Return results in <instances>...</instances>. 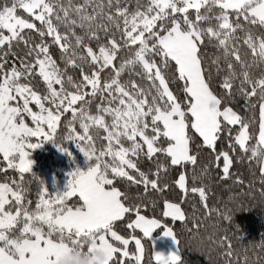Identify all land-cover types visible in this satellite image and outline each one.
<instances>
[{
	"label": "snow or ice",
	"instance_id": "6c2138e0",
	"mask_svg": "<svg viewBox=\"0 0 264 264\" xmlns=\"http://www.w3.org/2000/svg\"><path fill=\"white\" fill-rule=\"evenodd\" d=\"M65 139L91 163L51 193L30 154ZM238 150L264 184V0H0V264H58L97 245L110 264H183L167 221L187 225L183 204L197 199L222 222L213 242L231 264L223 224L249 208L210 206L208 179L243 186ZM157 229L175 251L154 250Z\"/></svg>",
	"mask_w": 264,
	"mask_h": 264
},
{
	"label": "trees",
	"instance_id": "16d2710c",
	"mask_svg": "<svg viewBox=\"0 0 264 264\" xmlns=\"http://www.w3.org/2000/svg\"><path fill=\"white\" fill-rule=\"evenodd\" d=\"M51 51L54 56L57 55L55 47H52ZM213 51V49L209 48L210 53ZM140 82L144 83L143 81ZM38 87L42 91L44 88L43 83L41 82ZM62 135L63 129L57 136L58 142L62 140ZM100 143L98 142V146ZM62 148L66 149V151L61 150ZM240 155L239 150L234 154L236 163L232 171L234 174L242 175L245 181L244 185H233L231 181L221 182L216 180L215 175H213L208 179L210 184V199L208 203L210 206L219 207L223 210L226 204L231 206L229 198L236 197L239 202L244 204L245 208H249L247 211L236 212L230 225L223 224V226L228 227V234L233 236L234 254L230 258L231 264H245V255L249 258L248 264H264V250L257 246L264 239V184L260 183L258 171L253 176L249 170L247 160L241 161L239 159ZM39 159L42 160L35 164L36 167L32 173L44 182V187L51 193L66 190L67 187L64 188L63 184L72 178L70 173H73L77 168L87 171L91 163L80 148L77 147L76 142L67 139L64 140L60 147L54 142L50 143L40 153L37 160ZM207 159L206 153H202L200 156L201 165L206 163ZM141 167L145 168L147 165H141ZM177 171L172 170L169 175L164 177V181L171 183L176 177ZM2 179L3 177H0V180ZM249 182H251V187H249ZM35 190L36 184L33 183L31 192L28 195V199L33 200V202L36 200ZM142 191V187H132L129 189V194L135 200ZM164 195L174 201L180 199L179 194L175 191H166ZM141 198L147 203L150 198H156V194L149 193L147 196H141ZM163 198L160 197L159 199L162 200ZM161 207L162 204L155 209V213L158 216ZM183 207L188 213L189 222L187 225L172 224V222L167 221L177 231L181 241L180 248L183 264H228L229 258L223 256V249L218 248L213 242L223 232V228L220 226L222 222L219 218L215 214L204 218V209L201 208L198 199L190 200L188 203L183 204ZM193 216L200 224L198 230L193 222ZM188 229H191V231ZM117 230L121 234L126 232L123 227L119 226ZM239 236L242 237L243 244L249 245L247 253L244 252L240 242L236 239ZM209 237L212 239H209ZM145 243L146 247H150L151 241L150 243L147 241Z\"/></svg>",
	"mask_w": 264,
	"mask_h": 264
},
{
	"label": "clouds",
	"instance_id": "9594fccd",
	"mask_svg": "<svg viewBox=\"0 0 264 264\" xmlns=\"http://www.w3.org/2000/svg\"><path fill=\"white\" fill-rule=\"evenodd\" d=\"M58 264H110V253L99 245L91 252L73 249L62 253Z\"/></svg>",
	"mask_w": 264,
	"mask_h": 264
},
{
	"label": "rangeland",
	"instance_id": "374dc122",
	"mask_svg": "<svg viewBox=\"0 0 264 264\" xmlns=\"http://www.w3.org/2000/svg\"><path fill=\"white\" fill-rule=\"evenodd\" d=\"M50 143L52 142L47 141L41 147L32 150L30 154V159L34 161V164L32 166V172L36 167L35 164L39 163L42 160V159L37 160L40 153H42L45 147L48 146ZM67 186H68V182H64L63 187L66 188ZM150 241L155 251L163 252L164 254H169L170 252L175 251L177 247L175 241L171 237H167L163 235L162 229H157L156 231H154L152 237L150 238Z\"/></svg>",
	"mask_w": 264,
	"mask_h": 264
}]
</instances>
